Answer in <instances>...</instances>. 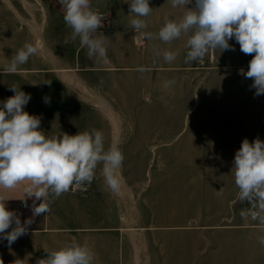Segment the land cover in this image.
<instances>
[{
    "label": "crops",
    "instance_id": "obj_1",
    "mask_svg": "<svg viewBox=\"0 0 264 264\" xmlns=\"http://www.w3.org/2000/svg\"><path fill=\"white\" fill-rule=\"evenodd\" d=\"M46 4L48 7H44L46 15L43 19L41 8L37 6L26 5V14V11L22 13L21 9L16 8L13 2L0 0V89L10 90L9 86L19 84L22 91L35 96L39 79L38 83L45 86V95H64V91L69 92L70 89L74 93L91 89L95 95H127L129 91L126 88H130L134 78L151 74L157 75V94H162L163 73L128 70L134 66L148 67L147 64L153 57L149 46L154 40L142 38L133 31L129 25V6L125 5L126 13L123 16L117 15L114 10L108 22L111 25L98 30L97 35L108 37L109 59L107 63H97L95 58L88 57L87 50L81 47L79 41L71 58L64 53L63 44L68 47V26L63 19L64 9L58 0H46ZM92 8L99 10V0H92ZM37 9H40L39 14ZM172 9L178 15L182 11L180 8ZM49 11L54 12V19L50 17ZM53 24L57 25L60 35L51 40V33L47 30ZM25 42L38 45V53L19 66L17 72L3 71V65ZM230 45L236 47V53L239 54V44L236 42ZM228 57L223 56L219 50H213L204 67H194L190 63L185 71L189 76L188 100L182 101L185 94L175 85L173 102L169 105L162 96L157 97L155 108L147 110L140 120L138 125L157 127L159 135L166 125L180 127L178 131H174V158L234 159L243 139L247 138L252 142L259 137L264 141V102H261L264 95L254 96L255 89H250L247 85L251 79L241 74V69L247 71L249 62H245L243 57L237 62L230 61ZM70 66L74 69H68ZM177 73L181 74H174ZM197 76H203L200 83H197ZM46 80L51 83H44ZM54 88L58 90L53 92ZM246 94L257 98V102L249 101V98L246 101ZM101 100L93 102L92 109L100 111L101 115L96 119L95 126L118 128L128 125L121 114L113 113L119 110L114 103ZM82 101L86 100L83 98ZM151 101L154 102V99ZM64 105L62 103L60 110L66 109ZM31 107L35 109L29 103L24 110L31 111ZM52 109L53 105L49 107L47 104L45 107L46 111ZM53 123V118H45L42 126L49 128ZM49 133L51 132L45 129L46 136ZM160 149H164L163 139L157 140V152ZM156 157L161 156L157 154ZM223 171L219 190L222 205L220 225H212V221L207 225H200L201 230L191 227L187 231H172L173 238L189 241L188 248H182L181 241L174 242L172 253H168L172 255L171 258L165 255L164 225L154 226L155 231L151 232L156 235L157 240L160 239L155 250L152 249L157 256L156 261L142 258L141 235L147 237L149 232L140 230L141 227L138 231L132 230L129 223L133 204L129 208L128 201L132 203L134 197H138L133 190H149V185L153 184L141 183L134 186L123 178L124 171L119 170L122 186L118 194H113L106 188L102 174L95 173L94 181L88 185L85 193L68 191L54 199L50 211L34 217L27 234L19 237L11 246L6 240H0V264H14L18 258L24 260L25 264H35L37 259L47 256L45 250L59 249L72 240L88 244L95 254L94 264H212L210 255L213 249L206 248L209 251L204 250V254L201 252L200 256L198 254L195 247L198 235L208 245L213 242L214 237L219 238L221 264H264V245H260L256 239L258 234L264 235L261 230L264 226L246 221L240 216V211L248 205L238 199L239 190L234 182V170ZM188 174L194 172L189 170ZM189 185L192 189L191 181ZM160 186L162 190L163 183ZM157 189L159 190V183ZM0 194L8 198L5 201L6 207L16 212L21 223L32 217L30 206L35 198L27 199L29 207L24 206L21 200L24 195L23 185L11 190H0ZM188 219L190 226L196 228V216ZM6 231H11V227Z\"/></svg>",
    "mask_w": 264,
    "mask_h": 264
},
{
    "label": "clouds",
    "instance_id": "obj_2",
    "mask_svg": "<svg viewBox=\"0 0 264 264\" xmlns=\"http://www.w3.org/2000/svg\"><path fill=\"white\" fill-rule=\"evenodd\" d=\"M58 3L64 9L63 19L71 29V39L79 40L89 58H95L97 63H107L108 37L97 35L104 18L92 8V0H58ZM125 3L129 4V25L142 38L170 44L182 35L187 36L186 64L203 60L210 50L234 51L229 44L234 38L242 53L254 54L247 71L241 69V74L252 80L250 89H255L254 96L264 95V0H194L193 7H187L193 0H170L171 6L183 9V13L179 18L166 16L155 34L145 31L148 27L145 18L153 11L149 0H125ZM38 51V45L25 42L2 70L17 72L19 66ZM178 55V51L154 48L152 63L156 64L161 58L172 63ZM137 71L143 72L144 68L138 67ZM175 83V79L166 80L163 87L167 89ZM9 88L14 95L0 107V190L23 185L21 200L25 207H29L27 199L35 198L30 206L32 217L21 223L16 212L6 207L8 198L0 194V240H6L11 246L27 234L34 217L50 211L54 199L73 188L83 189L90 185L98 165H102L106 188L118 194L122 186L119 170L124 155L116 143L106 148L102 131L94 128L75 135L46 136L40 130L41 117L24 110L31 94L22 91L19 84ZM143 98L151 103L150 95ZM43 99L45 104H50V97ZM233 169L238 199L248 205L240 211V216L264 226V141L259 137L252 142L243 139L235 152ZM10 227L11 231H6ZM256 239L264 245V235L258 234ZM45 251L47 256L37 259L35 264H94L93 250L87 243L76 240L59 249ZM14 264L25 262L18 258Z\"/></svg>",
    "mask_w": 264,
    "mask_h": 264
},
{
    "label": "rangeland",
    "instance_id": "obj_3",
    "mask_svg": "<svg viewBox=\"0 0 264 264\" xmlns=\"http://www.w3.org/2000/svg\"><path fill=\"white\" fill-rule=\"evenodd\" d=\"M9 1L13 2L16 8L21 9L22 13H25L26 11V14V5L37 6V8H41L43 19L45 18L44 16L46 14L44 7H48L46 0ZM99 2L100 8L97 11H101L105 14V24H107L106 27L102 29L108 27L109 18L112 17L114 10L117 11V15L123 16L126 13L125 5L129 6L128 3H125V0H99ZM149 5L153 8V11L145 18V20H148L147 31L152 32L153 34L158 33L166 16L169 18H179L183 13L182 9L179 15L174 14L170 0H149ZM189 6H194V0L193 4H190L187 7ZM37 11L39 14L40 9H37ZM53 13L54 12L50 13L49 11L52 19H54ZM52 27L47 30V32L50 31L51 33V40L52 38L56 39L57 35H60L57 25L53 24ZM67 34L68 47H65L63 44L62 49L64 53L71 58L75 53L79 40L77 39L74 41L71 39V29L69 27ZM186 40L187 36L183 35L179 40H175L170 44H164L160 40L154 39V44L152 42V45L149 46V52L152 56L154 48H167L169 50L178 51L179 55L176 60L172 63H166L161 58L156 64H153L152 61L149 62L147 68L145 66H134L128 70L137 71L138 67H143L144 71L148 72L160 71L164 74L163 84L166 80L175 79V85L180 88L182 94H185L182 101L188 100L189 76L185 74V71L188 70L190 63H184L187 51L185 48ZM232 43H236L234 38L229 40V44ZM234 49V51L225 50L221 52V50H219V52L223 56H229L228 59L234 62L242 60L240 59L242 57L245 62H249L253 58L254 54H242L240 53V50L239 54H237L236 47H234ZM212 51L213 50H210L203 60L191 62L192 65L194 67H204L209 56H211ZM68 69H74V67L70 66ZM175 72H180L181 74H174ZM139 77L134 78L130 88H126L129 91L127 95H95L94 90L91 89L79 93H74V91L70 89L69 92L65 90L63 93L64 95H45L43 93L45 86L43 83L39 84L38 82H40V80L38 79L36 88L37 93L35 96H31V99L28 102V104L31 103L35 109H32L31 107V111L27 112H29L30 115L41 117L40 130L44 133L45 129L49 130L51 133L48 134V137L53 135L62 136L63 133L75 135L78 132L91 130L93 128L102 131L105 140V147L107 148L112 143H116L120 146L123 152L124 160L122 168L120 169L124 171L123 178L127 182L134 184V186L135 184L141 183L153 184L151 186L149 185V190L142 192L133 190V193H137L138 197H134L135 199L132 203L128 201V207L132 208L130 205L133 204L132 214L129 213L131 218L129 225L132 230L138 231L141 227L140 230L149 232L147 237L141 235L140 248L142 251V258L146 261L153 260L155 262L157 256L152 249L155 250L156 246H158L157 241L160 242V239L157 240L156 235L151 234L152 231H155L154 226L164 225L165 255L167 257L170 256L171 258L172 255H168V253L172 251L171 248L173 247L174 242L181 241V247L188 248L189 241L188 239L180 240L173 238L174 233H172V231H187L190 230L189 228L191 227V229L194 230H201L202 228H200V225H207L209 224L208 222L212 221V225H220L219 218L222 211V205L219 190L221 187V178L224 176L222 172H224L223 170H232L234 159L174 158L173 141L176 137L174 131H178L180 127L166 125L163 131L164 133L161 132L159 135L157 134V127H144L138 124L141 122L140 120L144 115H146L147 110L155 108L157 97L162 96L164 101L169 105L173 102V88L175 85L167 89L164 88L162 94H160V92L157 94V75L153 76L149 74L148 76L141 75V77ZM202 79L203 76H197V83H200ZM247 83V85L250 86L252 80H248ZM5 90L0 89V107H2L3 101L14 95L10 90ZM57 90L58 89L54 88L53 92ZM147 90H149V93H146ZM145 95H150L151 99H154V102L151 101V103H147L143 98ZM45 96L50 97L49 107L53 105L52 110H45L47 105L44 103L43 99ZM245 97L246 101H248L247 99L249 98V101L257 102V98H253L251 94H246ZM83 98L86 101H82ZM101 99H103V101L114 103L119 110H115L113 113H117V115L121 114L124 118V122L128 125L120 126L118 128L95 126L96 119L100 118L101 115L100 111L92 109L94 107L93 102H101ZM261 102H264V96H262ZM62 103L66 106V109L64 110H60ZM169 114L171 117V112ZM45 118H53L54 120L53 125L49 128L42 126ZM62 119L64 121H62ZM130 123H133V125H129ZM160 139L164 140V149H160V151L157 152V140ZM157 154L161 157H156ZM189 170H192L194 174L189 175ZM95 173L102 174V165L97 166ZM189 181H191L192 189L190 188ZM158 183L159 190L157 189ZM160 183H163L164 185L162 190ZM157 216H159V220H157ZM193 216H196L197 219L196 228L189 224L188 218ZM195 247L199 256L201 252L204 254V250L207 252L208 249L206 250V248H209V250L213 249V252L210 255L211 263L221 264L219 238L214 237L213 242L211 241L208 245L207 241L198 235Z\"/></svg>",
    "mask_w": 264,
    "mask_h": 264
},
{
    "label": "built area",
    "instance_id": "obj_4",
    "mask_svg": "<svg viewBox=\"0 0 264 264\" xmlns=\"http://www.w3.org/2000/svg\"><path fill=\"white\" fill-rule=\"evenodd\" d=\"M97 11V10H96ZM102 16H103V27L102 28H105L107 24H105V20H106V16L103 12L101 11H98ZM101 28V29H102ZM88 190V185H85L83 189H80V188H73L71 189L70 191L71 192H74V193H77V194H81V193H85L86 191Z\"/></svg>",
    "mask_w": 264,
    "mask_h": 264
}]
</instances>
